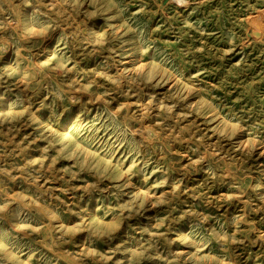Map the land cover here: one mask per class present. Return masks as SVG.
I'll return each mask as SVG.
<instances>
[{
  "label": "rangeland",
  "instance_id": "rangeland-1",
  "mask_svg": "<svg viewBox=\"0 0 264 264\" xmlns=\"http://www.w3.org/2000/svg\"><path fill=\"white\" fill-rule=\"evenodd\" d=\"M0 264H264V0H0Z\"/></svg>",
  "mask_w": 264,
  "mask_h": 264
},
{
  "label": "bare ground",
  "instance_id": "bare-ground-1",
  "mask_svg": "<svg viewBox=\"0 0 264 264\" xmlns=\"http://www.w3.org/2000/svg\"><path fill=\"white\" fill-rule=\"evenodd\" d=\"M261 28H262V27H261ZM261 28H260V29H261ZM256 30H257V34H258V33H259V32H258V29H256ZM261 30H262V29H261ZM261 30H260V31H261ZM253 31H254V30H253ZM256 37H257V35H256ZM73 99H74V98H73ZM190 126H191V125H190ZM148 134H149V133H148Z\"/></svg>",
  "mask_w": 264,
  "mask_h": 264
}]
</instances>
